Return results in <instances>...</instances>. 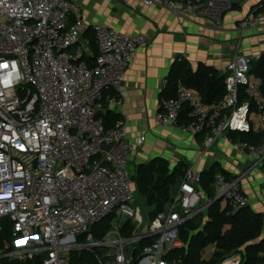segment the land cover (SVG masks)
<instances>
[{
    "label": "built area",
    "instance_id": "1",
    "mask_svg": "<svg viewBox=\"0 0 264 264\" xmlns=\"http://www.w3.org/2000/svg\"><path fill=\"white\" fill-rule=\"evenodd\" d=\"M237 1L143 0L147 6L159 4L177 16L214 24ZM261 21L264 7L247 16L242 31L256 29ZM149 42L146 35L89 26L72 0H0V263L42 256L43 264H71V252L106 246L115 255L107 254L113 259L99 260L101 264H183L178 255L187 250L182 226L220 197L227 216L250 205L240 179L222 172L215 176V199L205 201L197 189L202 174L189 166L165 211L141 233L144 218L128 167L130 155L147 139L129 141L126 122L107 128L104 115L122 107L127 72ZM252 61L236 51L228 66V95L216 105H206L197 91L180 83L175 97L161 101L155 123L204 135L203 155L230 132H251L254 117L264 131V90L251 73ZM240 87L247 101L240 102ZM185 110L190 120L182 124ZM103 144L111 150H103ZM234 146L258 157L264 170L263 147L240 141ZM118 213L122 222L136 225L132 238L121 236L120 224L103 242L90 236L88 244H78L79 236ZM3 219L12 224L13 244L2 237ZM145 239L152 243L139 249ZM215 252V246L208 247L204 259L211 260ZM242 263L240 253L222 262Z\"/></svg>",
    "mask_w": 264,
    "mask_h": 264
},
{
    "label": "crops",
    "instance_id": "2",
    "mask_svg": "<svg viewBox=\"0 0 264 264\" xmlns=\"http://www.w3.org/2000/svg\"><path fill=\"white\" fill-rule=\"evenodd\" d=\"M72 1L80 6L89 26L102 25L124 35L150 38L149 45L138 51L127 72L123 105L115 112L127 124L129 141L139 136L147 139L130 155V173L135 175L139 165L157 158L167 160L173 168L180 163L193 166L201 174L213 168L226 171L232 178L240 179L239 187L250 199L249 208L264 221V170L257 163L258 157L239 153L229 133L203 155L204 135L194 136L155 123L160 103L167 96L165 81L178 59L188 60L194 70L203 64L228 75V66L240 44L245 46L239 53L252 60L264 54V22L251 31L243 32L241 27L252 11L259 10L262 0H238L218 24L180 17L159 4L147 6L143 0ZM252 124L256 126L252 132L264 134L255 117ZM212 193V199L202 196L203 199H215V186ZM220 203L225 211V203ZM208 210L204 212L206 218Z\"/></svg>",
    "mask_w": 264,
    "mask_h": 264
},
{
    "label": "trees",
    "instance_id": "3",
    "mask_svg": "<svg viewBox=\"0 0 264 264\" xmlns=\"http://www.w3.org/2000/svg\"><path fill=\"white\" fill-rule=\"evenodd\" d=\"M261 7H264V0L259 5V9ZM87 36L93 38L90 32ZM251 73L262 81L264 90V54L260 59L252 61ZM226 79V74H222L213 67L200 64L198 69L194 70L188 60L177 61L168 77L166 97H175L178 86L182 83L197 91L206 105H216L228 95ZM239 93L240 102L247 101L242 87H240ZM104 120L106 127L111 128L121 120V116L114 111H108L104 115ZM189 120L188 111L185 110L180 121L182 124H186ZM229 136L234 142L240 141L258 148L264 147V134L262 133L252 131L245 133L230 132ZM188 167L180 163L173 168L167 160L162 158H157L148 164H141L137 167L132 179L137 197H143L150 208L149 220L165 211L173 194L180 186ZM218 172L231 177L226 171H217L214 168L204 172L197 188L202 196L213 198L212 186L215 184V176ZM207 216L206 218L202 213L181 227L180 237L187 245L186 252L178 254L182 256L183 264H222L233 253L242 254V264H264V221L251 211L249 206L235 216H227V212L222 211L221 203L216 202L209 208ZM112 220L113 217L107 218L93 227L90 232L79 236L77 238L78 244H88L90 236L93 242H103L113 230ZM1 224L4 226L2 237L13 244L11 222L9 219H3ZM135 231L136 225L130 220L125 221L119 228L124 239L132 238ZM151 243V239H145L138 245V248L141 249ZM210 246L216 247L215 255L211 260H205L203 251ZM70 257L71 264H101L99 260L106 262L113 259L107 255L105 248L102 247L75 250L71 252ZM1 263L43 264V257L40 256L28 262L3 260Z\"/></svg>",
    "mask_w": 264,
    "mask_h": 264
},
{
    "label": "rangeland",
    "instance_id": "4",
    "mask_svg": "<svg viewBox=\"0 0 264 264\" xmlns=\"http://www.w3.org/2000/svg\"><path fill=\"white\" fill-rule=\"evenodd\" d=\"M244 46H245V43H242V44L239 45V52L244 50ZM128 170H129V172L132 173V170L130 169V166L128 167ZM260 171H261L260 169H257V172L259 174L262 173V171L261 172ZM137 201H138L139 207L141 208L142 215H143V218H144V224L141 227L140 231H141V233H144L148 229V226L150 224L149 214H150L151 211H150V208H149L146 200L143 197H137ZM122 221H123V217L121 216V213H118L117 215H115L113 217V220H112L113 230H112V232H114V231H116V229H118L119 225L122 224ZM112 250L113 249H106L105 248L106 253L111 255L112 257H114L115 254H114V252ZM211 254H212V250L211 249L206 251V253H205L206 259H209L211 257Z\"/></svg>",
    "mask_w": 264,
    "mask_h": 264
},
{
    "label": "water",
    "instance_id": "5",
    "mask_svg": "<svg viewBox=\"0 0 264 264\" xmlns=\"http://www.w3.org/2000/svg\"><path fill=\"white\" fill-rule=\"evenodd\" d=\"M102 149L103 150H106V151H110L111 150V146H107L106 144H103L102 146ZM222 201V198H218L215 202H221ZM102 248H106V246H101Z\"/></svg>",
    "mask_w": 264,
    "mask_h": 264
}]
</instances>
